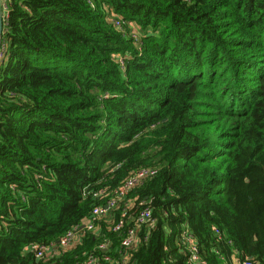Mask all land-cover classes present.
<instances>
[{"label":"trees","instance_id":"16d2710c","mask_svg":"<svg viewBox=\"0 0 264 264\" xmlns=\"http://www.w3.org/2000/svg\"><path fill=\"white\" fill-rule=\"evenodd\" d=\"M113 15L138 30L139 46ZM147 168L156 175L96 233L37 258L31 247L57 243ZM145 207L157 221L138 230L134 264H185L186 228L207 264H264V0H12L0 59V264L105 253L104 264H121Z\"/></svg>","mask_w":264,"mask_h":264},{"label":"built area","instance_id":"2783aa9c","mask_svg":"<svg viewBox=\"0 0 264 264\" xmlns=\"http://www.w3.org/2000/svg\"><path fill=\"white\" fill-rule=\"evenodd\" d=\"M12 0H0V4L3 11L4 21L7 19L9 6ZM112 23L115 28L124 35L132 37L136 42V45H140L141 37L133 32L127 31L126 21L121 17L113 15ZM157 170L155 169H141L137 171L133 176L128 178L121 186L113 190L112 195L107 199L106 204L98 205L94 207L90 218L85 220L82 224L69 230L57 243H53L50 246H33L31 250L36 252L38 259H47V261L55 256H60L61 252H66L72 250L75 246L82 242L83 237L87 233H96L98 228V223L107 218L110 213L115 210L126 198L129 191H131L136 186L142 184L147 178L155 176ZM96 197L106 196L105 190L100 193L94 194ZM127 210L122 212L119 222L115 225L114 231L121 233L126 226L127 220ZM156 219L153 217V209L150 207H145L139 213L135 219L134 227L127 228L125 235L121 242V247L124 250L123 258L121 264H134L132 249L138 245V230L143 226L153 227L156 224ZM215 234L220 236V231L214 228ZM180 242L185 247L188 252V259L185 264H207L206 260L201 254L200 247L196 237L187 228L180 235ZM111 247L109 242H103L99 245L98 249L107 252ZM237 260V259H236ZM113 260L109 253H105L103 256L96 254H90L84 261L77 264H104L112 263ZM241 264H256L254 261L246 257Z\"/></svg>","mask_w":264,"mask_h":264},{"label":"water","instance_id":"95a60500","mask_svg":"<svg viewBox=\"0 0 264 264\" xmlns=\"http://www.w3.org/2000/svg\"><path fill=\"white\" fill-rule=\"evenodd\" d=\"M3 34H4V17H3V11L0 4V59H1V52L3 48Z\"/></svg>","mask_w":264,"mask_h":264},{"label":"rangeland","instance_id":"374dc122","mask_svg":"<svg viewBox=\"0 0 264 264\" xmlns=\"http://www.w3.org/2000/svg\"><path fill=\"white\" fill-rule=\"evenodd\" d=\"M112 20H113V19H111V22H113ZM130 27H131V29H132L131 32H133L135 35L138 34V35L141 37V35L138 33V30H137L133 25H131Z\"/></svg>","mask_w":264,"mask_h":264},{"label":"crops","instance_id":"0c3cea01","mask_svg":"<svg viewBox=\"0 0 264 264\" xmlns=\"http://www.w3.org/2000/svg\"><path fill=\"white\" fill-rule=\"evenodd\" d=\"M234 263L239 264V262L236 259H234Z\"/></svg>","mask_w":264,"mask_h":264}]
</instances>
